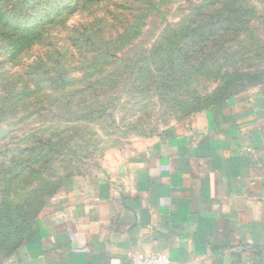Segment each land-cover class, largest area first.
Returning <instances> with one entry per match:
<instances>
[{"label": "rangeland", "instance_id": "rangeland-1", "mask_svg": "<svg viewBox=\"0 0 264 264\" xmlns=\"http://www.w3.org/2000/svg\"><path fill=\"white\" fill-rule=\"evenodd\" d=\"M263 81L264 0H0V263L72 179Z\"/></svg>", "mask_w": 264, "mask_h": 264}, {"label": "crops", "instance_id": "crops-1", "mask_svg": "<svg viewBox=\"0 0 264 264\" xmlns=\"http://www.w3.org/2000/svg\"><path fill=\"white\" fill-rule=\"evenodd\" d=\"M264 264V82L72 179L0 264Z\"/></svg>", "mask_w": 264, "mask_h": 264}, {"label": "built area", "instance_id": "built-area-1", "mask_svg": "<svg viewBox=\"0 0 264 264\" xmlns=\"http://www.w3.org/2000/svg\"><path fill=\"white\" fill-rule=\"evenodd\" d=\"M129 264H172L170 259L162 253L152 255H131Z\"/></svg>", "mask_w": 264, "mask_h": 264}, {"label": "trees", "instance_id": "trees-1", "mask_svg": "<svg viewBox=\"0 0 264 264\" xmlns=\"http://www.w3.org/2000/svg\"><path fill=\"white\" fill-rule=\"evenodd\" d=\"M14 30H16V31H18V32H16V33H20V35H19V38H17L12 44H14V45H20L21 43H24V41H26V39H28V35H31V34H29L25 29L23 30V29H21V28H19V27H15V28H13V31ZM16 43V44H15ZM61 83V85H64V84H66V83H64V81L63 80H61L60 81ZM264 82V81H263ZM262 83V82H261ZM229 98V97H228ZM227 98V99H228ZM0 212H1V208H0ZM6 212H8V211H6ZM6 212H2V213H6ZM0 216H1V213H0ZM13 221L14 220H10V223L11 224H13ZM27 235V234H26ZM25 235V236H26ZM24 236V235H23ZM25 236L24 237H22L13 247H12V249H11V252L17 247V246H19L20 245V243H21V241L25 238Z\"/></svg>", "mask_w": 264, "mask_h": 264}]
</instances>
